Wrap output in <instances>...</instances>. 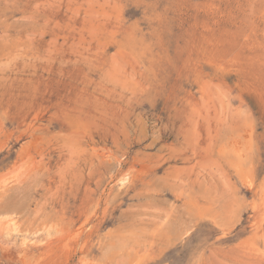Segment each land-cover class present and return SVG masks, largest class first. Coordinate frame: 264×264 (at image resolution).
<instances>
[{
	"label": "rangeland",
	"instance_id": "obj_1",
	"mask_svg": "<svg viewBox=\"0 0 264 264\" xmlns=\"http://www.w3.org/2000/svg\"><path fill=\"white\" fill-rule=\"evenodd\" d=\"M0 215L57 229L0 264H264V0H0Z\"/></svg>",
	"mask_w": 264,
	"mask_h": 264
},
{
	"label": "bare ground",
	"instance_id": "obj_2",
	"mask_svg": "<svg viewBox=\"0 0 264 264\" xmlns=\"http://www.w3.org/2000/svg\"><path fill=\"white\" fill-rule=\"evenodd\" d=\"M128 178V174L124 173L119 179L125 182ZM11 217L13 216L0 215V244L6 247L19 249L27 245L47 244L57 234V229L53 225L43 226L33 232H23L25 230L21 232Z\"/></svg>",
	"mask_w": 264,
	"mask_h": 264
}]
</instances>
